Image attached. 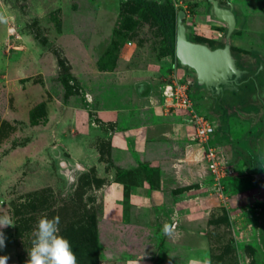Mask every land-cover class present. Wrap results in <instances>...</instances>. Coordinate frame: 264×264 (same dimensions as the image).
Returning a JSON list of instances; mask_svg holds the SVG:
<instances>
[{
  "label": "rangeland",
  "instance_id": "1",
  "mask_svg": "<svg viewBox=\"0 0 264 264\" xmlns=\"http://www.w3.org/2000/svg\"><path fill=\"white\" fill-rule=\"evenodd\" d=\"M161 1L185 11L192 40L222 38L208 0ZM219 1L242 16L231 44L264 53V0ZM192 77L133 0H0L7 264H25L38 219L55 216L77 264H264V136L243 156L225 152L232 169L216 184L189 116L164 104L166 84L188 78L197 110L213 121ZM237 128L232 122L233 136ZM52 144L85 168L72 187L57 172Z\"/></svg>",
  "mask_w": 264,
  "mask_h": 264
},
{
  "label": "water",
  "instance_id": "2",
  "mask_svg": "<svg viewBox=\"0 0 264 264\" xmlns=\"http://www.w3.org/2000/svg\"><path fill=\"white\" fill-rule=\"evenodd\" d=\"M208 1L209 17L221 22L225 27L224 38L227 42L223 44L192 40L189 23L184 20L185 11L178 9L175 16V62L192 74V91L194 93L204 91L211 95L214 91L223 90L229 79H236L244 71L257 76L260 84L259 76L264 75V57L256 51L234 56L228 42L242 21L237 6L231 2L223 4L219 0ZM247 58L255 61L256 64H246L244 61ZM226 123L225 117L219 121L220 131L226 128ZM49 152L54 158L57 172L65 177L67 186H74L78 175L85 168L79 162L64 156L57 144L49 146Z\"/></svg>",
  "mask_w": 264,
  "mask_h": 264
},
{
  "label": "flooded vegetation",
  "instance_id": "3",
  "mask_svg": "<svg viewBox=\"0 0 264 264\" xmlns=\"http://www.w3.org/2000/svg\"><path fill=\"white\" fill-rule=\"evenodd\" d=\"M224 35L225 27L222 38L210 44L227 42ZM230 39H228V42L234 56L251 53L247 52V50H238L231 44ZM258 53L264 57V53ZM244 62L248 65L256 64L255 61L248 58ZM239 63L240 61L237 62V64ZM259 78H261L260 84L257 76L249 71H244L236 79H229L230 81L223 90L214 91L211 95L200 91L207 98L203 109L210 114L215 123L213 139L220 141L219 145L223 149L224 154L225 152L239 151V154L243 156L246 153V147L253 138L259 135L264 136V75L261 74ZM224 117L227 120L226 128L220 131L219 121ZM234 121L237 122L238 133L233 136L230 130L231 123ZM243 123H245V126ZM229 159L231 162L235 161V158Z\"/></svg>",
  "mask_w": 264,
  "mask_h": 264
},
{
  "label": "built area",
  "instance_id": "4",
  "mask_svg": "<svg viewBox=\"0 0 264 264\" xmlns=\"http://www.w3.org/2000/svg\"><path fill=\"white\" fill-rule=\"evenodd\" d=\"M189 80L171 79L164 89L165 106L167 110L184 111L190 118L193 129V138L202 151V157L206 162L212 178L220 185L221 180L231 171L232 166L224 155V151L213 139L215 130L214 121H210L204 113L197 110L196 102L189 92Z\"/></svg>",
  "mask_w": 264,
  "mask_h": 264
},
{
  "label": "clouds",
  "instance_id": "5",
  "mask_svg": "<svg viewBox=\"0 0 264 264\" xmlns=\"http://www.w3.org/2000/svg\"><path fill=\"white\" fill-rule=\"evenodd\" d=\"M59 223L58 216L38 219L32 247L27 249L25 264H77L68 238L60 234ZM10 225L13 222L8 216H0V248L6 244L3 229ZM7 261V255H0V264H7Z\"/></svg>",
  "mask_w": 264,
  "mask_h": 264
},
{
  "label": "trees",
  "instance_id": "6",
  "mask_svg": "<svg viewBox=\"0 0 264 264\" xmlns=\"http://www.w3.org/2000/svg\"><path fill=\"white\" fill-rule=\"evenodd\" d=\"M135 3L141 5L145 8L153 17V19L157 22L163 37L168 48L169 55L175 59L174 57V41H175V16L176 12L170 10L164 6L163 1L161 0H133ZM35 39L40 45L47 46L49 43L47 42V38L44 35L39 33H35ZM199 41V40H195ZM212 43V42H210ZM58 57V56H57ZM58 65L60 68V78L65 83H67V79L69 75L66 73V65L64 64V59L58 57Z\"/></svg>",
  "mask_w": 264,
  "mask_h": 264
},
{
  "label": "crops",
  "instance_id": "7",
  "mask_svg": "<svg viewBox=\"0 0 264 264\" xmlns=\"http://www.w3.org/2000/svg\"><path fill=\"white\" fill-rule=\"evenodd\" d=\"M159 63H161L160 60L157 61V60H154V59H153V73H158L159 66L157 67V65H158ZM157 68H158V69H157ZM153 79H154V76H153ZM155 80H156V79H155ZM153 82H154V80H153ZM217 144H219V143H217Z\"/></svg>",
  "mask_w": 264,
  "mask_h": 264
}]
</instances>
